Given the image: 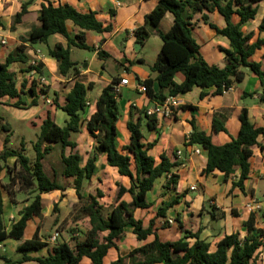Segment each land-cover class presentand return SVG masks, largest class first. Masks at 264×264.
<instances>
[{"label": "trees", "instance_id": "16d2710c", "mask_svg": "<svg viewBox=\"0 0 264 264\" xmlns=\"http://www.w3.org/2000/svg\"><path fill=\"white\" fill-rule=\"evenodd\" d=\"M34 0H27L21 5V10L13 16L11 31L22 22L23 17L28 13V7ZM264 0H157V5L144 18L143 26L133 31L135 44L143 47L144 43L152 34L161 40V48L156 61L148 66L155 78H148L137 83L143 84L146 88L145 95L155 103H163L168 97H178L193 90V88H215V95H223V88L234 87L242 83L246 72L255 75L260 85V103L264 104V67L260 63L251 60V57L259 50L264 42L257 39L253 43V34H245L242 27L255 19L258 12V5ZM216 11L225 20L226 26L222 29L209 23V27L218 35L225 37L229 42V49H223L224 67L208 65L201 56L200 46L195 41L192 31V20L194 15L200 14L203 22L208 23L207 14ZM170 13L173 16V24L170 29L163 32L160 29L164 16ZM207 13V14H206ZM95 12L81 14L70 5L53 7L51 4L42 5L37 13L39 27L33 28L27 37H20L22 42L14 53L6 57L4 63H0V101L3 98L16 99L12 105L18 109H27L26 104L21 100L20 94L24 93V85L20 90L16 87L14 73L9 70V65L14 62L26 63L27 47L24 45L47 44L49 38L54 35L62 37L66 45L55 44L48 48V57L57 63V74L63 79L69 76L77 77L78 64L71 60V49L77 48L85 51H96L94 46L86 44V32L91 31L97 34H111L114 30L112 22H101L97 20ZM233 16L238 17V22H233ZM70 21L79 31L71 37L67 30L66 23ZM0 27H3L0 22ZM259 31L264 30V22L259 26ZM99 60L109 56L99 51ZM140 63V62H139ZM142 64V62H141ZM30 71L33 68H30ZM44 65L39 64L36 72L44 74ZM182 74L184 80L176 84V74ZM119 77H114L109 86L105 87L95 106V111L85 120L83 115L88 106L87 93L91 84H84L76 78L65 96L64 103L60 105L57 94L54 95V103L57 109L67 116L65 126L56 125L50 118L43 121L40 132L33 144L35 158L31 161L25 154L24 148L19 150L8 147V137L3 141L0 152V175L6 169L9 171L8 181L2 184L0 180V242L6 239L19 241L16 251L22 254V258L16 264L33 261L37 264H79L83 258L91 261V264H104V258L112 248L116 249V242L123 239L125 229L130 227L133 235L138 241H145L153 236L152 242L132 250L127 256H118L109 264H261L258 262V251L263 247L264 231L257 228L256 217L251 214L243 223L245 235L233 233L224 236L215 244V250L211 245L202 241L198 236L186 234L183 239L176 241H162L154 228V221L144 226L141 219L134 217L137 209L146 210L153 206L148 201V195L154 190L158 180L163 179V196L175 191L179 183V175L176 171L180 165L171 162L165 154L159 156V162L150 154V151L157 145L158 138L153 142H144L141 132L142 122L149 131L158 134V121L154 116H147L146 110L140 111V116L134 120L132 108L129 111L125 123L129 134V143L121 150L117 147L118 129L117 123L120 118L118 98L113 94V87L120 82ZM154 82L158 89L154 90ZM48 86H39V83L32 80L28 89L31 98L29 107L37 105V100L47 96ZM258 93H245L252 97ZM194 110L192 106L183 105L175 108L178 110ZM174 118V116H173ZM240 129L237 137L230 142L221 144L217 139L220 132H226L222 123L213 120L212 132L210 135L199 131L192 123V132L186 139L185 147H200L207 152V162L201 175H212L215 172L223 174L224 181L233 177L239 170V176L232 184V189L237 188L244 193L245 184L250 176V159L253 157L252 148L259 146V139L264 142V127H254L249 121L246 109L239 115ZM85 129L93 139V146L88 159L83 164L82 157L77 153V144L71 141L72 134L79 133ZM3 124L0 116V131L6 133L9 129ZM59 145L61 149L62 169L60 177L63 183H59L56 174L50 177L44 171V159L52 151L53 145ZM69 149L70 153L66 154ZM100 155L105 156L106 164L115 168L120 177L129 181V187L121 183L116 184L115 198L109 208H105L99 201L104 198L103 193L97 189L95 194L84 195L85 183H88L96 173V162ZM15 160L14 166L8 167V159ZM72 189L76 198L81 204L73 219V227L68 230L69 239L66 240L62 234L61 224L56 217L53 225L57 226V233L60 238L48 250L46 257L33 258L29 253L38 252L47 247L46 240L38 236V229L30 240H23L24 232L28 221L41 217L42 196L54 192L60 193L59 201L65 198V192ZM231 189V190H232ZM9 196L11 202H15L17 193H28L34 195L31 202L23 207L18 213V220L8 230L2 222L3 203L1 192ZM125 194L131 197L130 202L122 198ZM264 196V193H263ZM178 203L176 197L168 206H159L156 211L157 217L166 218L169 208ZM52 212L58 213V203L53 205ZM212 220L216 218V208L210 206ZM236 217V214H233ZM224 218V213H220ZM264 221V215H263ZM178 229L182 225L176 218ZM83 225L85 232L77 227ZM167 220H164L160 229L168 228ZM102 234H105L102 236ZM192 237L194 242L190 245L186 239ZM4 264H12L7 258H0Z\"/></svg>", "mask_w": 264, "mask_h": 264}, {"label": "crops", "instance_id": "0c3cea01", "mask_svg": "<svg viewBox=\"0 0 264 264\" xmlns=\"http://www.w3.org/2000/svg\"><path fill=\"white\" fill-rule=\"evenodd\" d=\"M26 1L27 0H0V22L3 25V27H0V63H4L6 57L9 54L14 53L17 47L22 43L19 39L20 37L26 38L31 29L39 27L37 13L42 5L51 4L53 7L70 5L81 14L95 12L97 14V20L101 22H112L114 25V30L111 34H97L91 31L86 32V44L94 46L96 51L92 52L91 59L87 63L84 62L83 64H79L78 61H73L71 59L78 64L77 68L79 75L77 77H70L67 79L59 77L57 74L56 61L47 55V49L52 48L55 44L60 43L64 46L66 45V42L62 37L58 35L51 36L46 45L36 44L31 46L24 43L27 47L25 54L29 57L28 61L26 63H11L8 68L15 75L16 87L19 90L22 87V84L25 87L24 93L20 94V96L21 100L26 104V108L33 111L29 127L41 126L43 121L47 118H50L60 127L65 126L67 121V119L64 118L65 113L56 108L53 99L54 95L57 94L58 103L62 105L63 103H61V100L65 99V96L69 92L76 78L84 84L92 85L87 93L89 106L83 115L85 120H87L95 111L96 102L102 90L111 84L112 79L114 77H119L120 79L127 78L129 80V86L124 87L122 91L126 92L127 96L130 97L126 99L127 102L125 109H123L124 119L122 120L120 117L117 123V147L121 150L123 146H126L129 143V134L126 130L125 123L128 119L130 109L132 108V114L134 120H136L140 116V111L150 109L155 103L150 101L146 95L141 94L136 90V86L139 84L137 83L136 78L140 81L148 78H155V74L149 71L148 66H151L156 61L162 43L158 36L152 34L144 43L143 47H138L135 44L133 31L143 26L145 16L153 11L157 5V0H34V2L28 7V13L23 17L22 22L16 26L14 31H11L10 28L13 23V16L20 12L21 5ZM258 15L261 17L260 21L255 23V19ZM207 17L208 23H205L202 21L200 14L194 15L192 20V34L195 41L200 46L201 56L204 61L210 66L222 68L225 64L222 50L230 48L229 42L225 37L218 35L208 24L211 23L217 28L222 29L226 26V23L223 17L216 11L208 13ZM256 17L242 27L243 33L253 34L251 43L257 39L264 42V30L259 31L258 29L260 24L264 22V3L258 5ZM233 22H238L237 16H233ZM172 24L173 16L170 13H167L161 21L160 29L163 32H166L170 29ZM66 27L71 37H74L79 31V29L70 21H67ZM155 37L160 41L158 50L155 52H149L147 44L150 39ZM116 40H122L121 49H117L114 45ZM75 49L77 48L71 49V58L73 50ZM37 51H40L43 56L41 63L44 65L43 75L47 79L48 86V94L46 97L53 101V105H47L42 98H39L36 106L29 107L31 98L28 95V89L34 79V75L29 69V64L35 58V53ZM99 51L105 52L109 57L99 60L97 56ZM148 52L151 57L154 56V59L147 57ZM130 54L132 55L130 56ZM109 60H113L116 63V66H113L115 70L109 66ZM251 60L260 63L261 66L264 67V45L255 52L251 57ZM119 69L124 72L119 71ZM248 77L249 76L246 72L244 81ZM249 79L253 85L243 91H239L238 87L235 85L232 92L219 96L215 95L214 87L206 89L195 87L191 92L175 97L179 100L181 106L189 105L195 109H178L174 114V118L170 120H160L157 118L158 134L148 130V136L144 137V142L146 143L153 142L158 138L157 145L150 151V154L157 162H159V156L165 154L171 162H176L180 165L179 169L176 171L180 178L178 186L175 191L168 193L169 195L171 194L169 203H171L176 197H178V203L167 210L166 218L157 217L156 212H153V207L155 206L153 201L156 198L151 199V194L153 193L154 195V193H157L154 192L157 183L163 179L157 181L154 190L148 195V201L153 203V206L146 210L137 209L134 212V217L136 219H141L144 226H147L151 220L154 221V228L157 229V235L160 240L176 241L178 239H183L186 234L190 233L192 236L196 235L200 240L209 243L211 245V250L214 251L215 244L224 236L233 233H240L241 237L245 235L243 223L246 222L251 215L244 208L247 203L251 200H255L260 206L262 205V208L264 209V142L261 138L259 139L260 145L252 148L253 157L250 159V176L245 184L244 193L240 192L237 188L232 189L233 182H235L239 176V170H237L234 176L227 181H224L223 174L219 172H215L208 176L201 175V171L206 166L207 152L200 148V152L196 154L194 153V150L198 149V147L184 146L186 139L192 132V123L199 131L210 135L212 132L213 120L215 119L217 122L222 123L226 129V132H220L217 135L219 143L225 144L230 142L231 139H235L239 133V115L243 109L247 110L249 121L254 127H264V104L260 103L259 81L253 74H251ZM183 80L184 77L182 74H176L174 78L176 84H181ZM62 87L66 90L65 96L63 97L59 94V92L63 90ZM153 89H158L156 82H154ZM50 92L52 94H50ZM253 92L258 94L252 97L245 95V93ZM91 93L93 94L92 101H90ZM121 96L122 94H120L119 98ZM15 102L16 99L3 98L0 101V109L13 107L12 105ZM62 123L64 124L63 126L60 125ZM3 124H7L9 130L5 134L0 133V152L3 147L4 139L8 137L9 147L10 138L14 133L12 125L8 121H5L4 118ZM70 139L77 144L75 151L80 154L82 157V163L84 164L88 159L93 146L92 137L85 129V126H83L81 131L72 134ZM178 150L182 151L183 154V157L180 159L174 158L175 153ZM65 153L69 154L70 150L67 149ZM50 155L51 153L47 156L50 157ZM46 157L44 161L48 158ZM14 163L15 160L13 158L8 159L7 161V165L10 164L12 167L14 166ZM110 174L114 175V178H112L115 181L114 191L116 190L117 183H121L126 188L129 187L128 179L120 177L115 168L109 167L106 164V158L103 155L98 157L96 162V173L89 183H96L99 187L102 185L105 186L110 183L108 178ZM8 175L9 171L6 169L1 172L0 180L2 184L7 183L4 180L5 178L7 179ZM192 187H195V190H191ZM160 188V192H163L162 187ZM99 190L101 191V189ZM257 190H260L261 196L263 197V202L260 200L262 204L259 203L256 194ZM57 193L59 192H54L53 195L52 193L43 195L42 208L43 200L50 196H55L57 198ZM66 193L75 194L72 189H68L65 192V197ZM1 196L3 203L2 222L5 229L8 230L10 226L18 220V213L21 209L28 204H22V202L16 198L15 202H11L9 196L4 191L1 192ZM59 198L60 193L58 194V200L55 204L63 203L65 198L61 201H59ZM122 199L126 202L131 201V197L128 194H125ZM210 206L216 208V218L214 220H212L210 216ZM220 213H224V218H220ZM233 214H236V217H233ZM176 218L179 219L182 225L181 231L178 229ZM33 219L27 223L23 240L32 239L37 229L39 238L43 239L44 237V234H40L38 225L35 227L34 231L29 230L30 222L33 221ZM37 219L38 218L34 221ZM54 219L52 223L54 222ZM164 220H167L169 227L166 229H160ZM59 222L61 223L60 220ZM54 227L57 228V226ZM85 230L86 227L82 232H85ZM45 235L49 237V231L46 232ZM103 235L105 234H102V236ZM124 235L125 236L122 240L116 242V249L112 248L108 251L104 258V264H109L115 261L119 255L122 257L127 256L132 250L150 243L154 239L153 236H149L145 241H138L135 235H133L130 227L125 229ZM25 236H27L28 239ZM52 236L60 238L58 234ZM60 236H62V234H60ZM51 237L46 240V248L38 252L29 253V256L33 258L46 257L48 250L55 244L50 242ZM65 239L68 240L69 238ZM11 240L13 239H6L0 242V258L5 257L12 264H16L22 258V254L16 251L20 242L13 240L11 243ZM194 240L195 239L192 237L186 239L190 245ZM6 246H9L10 255H7L4 251ZM257 258L259 263L264 264V239L263 247L258 251ZM0 264H4L2 259H0ZM21 264L37 263L29 261ZM79 264H91V261L87 258H83ZM126 264H128V262H126Z\"/></svg>", "mask_w": 264, "mask_h": 264}, {"label": "rangeland", "instance_id": "374dc122", "mask_svg": "<svg viewBox=\"0 0 264 264\" xmlns=\"http://www.w3.org/2000/svg\"><path fill=\"white\" fill-rule=\"evenodd\" d=\"M260 16L258 15L255 19V23L260 21ZM121 41L122 40H116L114 42V45L116 46L117 49H121ZM159 39L157 37L150 39L148 42V46L147 49L150 52H155L158 50L159 47ZM48 50V49H47ZM149 52L147 54V57H149L150 59H154V56L151 57L149 55ZM132 54H130L131 56ZM92 56V52L91 51H83L80 49H75L73 50V54H72V60L73 61H78L79 64H83L84 62H89ZM152 61V60H151ZM116 63L113 60H109V66L112 67L115 70V66ZM114 66V67H113ZM111 68V69H112ZM119 71H122L121 69H119ZM248 74V78H246V80L242 83H238L236 84V86L238 87L239 91H243L245 89H247L248 87H252L253 83L250 81V76L251 73L247 72ZM71 76H69L68 78H70ZM67 85V84H65ZM69 85V84H68ZM65 87V86H64ZM61 90L59 92V94H61V96H65V92L66 90ZM50 94H52L50 92ZM122 96L118 99V107H119V111H120V117L123 120L124 116H123V109H125V105L127 102V98L130 96H127V93L124 91H121ZM135 98V97H134ZM90 101L93 100V94H90ZM61 103H64V99L61 100ZM87 111V109H86ZM0 115L5 119V121H8L11 125H12V130H13V135L10 138V144H9V148L11 149H15V150H19L21 149V147L24 148V154L31 160L33 161L35 158V152L33 150V144L36 141V138L39 135L40 132V126H36V127H29L30 126V120L32 118L33 115V111L30 109H18L15 107H7V108H1L0 109ZM64 118L67 119L66 114H64ZM61 123V122H59ZM61 126H63L64 124H60ZM141 132L143 133L144 137L148 136V129L145 125V121L142 122L141 125ZM0 133L5 134L4 132L0 131ZM91 152V151H90ZM51 155L50 157H46L47 159L44 161V171L50 176L52 177L54 174H56V178L57 181L59 183L62 184V179L60 177V171H61V167H62V162H61V158H60V146L59 145H53V150L50 152ZM1 163V162H0ZM8 167L12 168V165H7ZM109 180L110 183L107 185H102L101 187L98 186V184L96 183H85L84 185V189H83V193L84 195H88V194H92L94 195L96 192V189L99 188L101 189V191L104 193V198L100 199V203L103 204V206H105V208H109L110 205H112L114 198H115V193L116 191H114L115 189V181L114 179V175L110 174L109 175ZM5 182L8 181V178L4 180ZM163 181V180H162ZM159 181V183H157L156 185V189L154 192H157L156 194L153 193L151 194V199L156 198L153 202L155 204V206L153 207V212L157 211V207L159 205H163V206H168L169 202H170V198H171V194L169 195L168 193L163 196V193L160 192V187L163 185V182ZM261 190V189H260ZM260 190H257L256 194L257 197L259 199V203L262 204V200L263 197L261 196V192ZM54 193H52L53 195ZM58 194L57 193V198L55 196H50L47 197L43 200V211L41 214V217H39L36 221H34L36 218L33 219V221L30 222V228L29 230H33L35 229V227L38 225L39 226V232L40 234H44L45 235L46 232L49 231L50 235L49 237H51L52 235H57V228L53 226V219L57 216L58 219L61 221V228L62 229V237L63 238H69L68 235V230L73 227V217L76 215L79 207H80V203L77 200L75 194L73 193H66V197L63 201V203H58V213L54 214L52 212L53 209V205L55 204V202L58 200ZM34 195L28 194V193H17L16 195V199L21 201L22 204L27 203L29 204L32 200ZM257 199V198H256ZM257 199V200H258ZM260 200L262 202H260ZM264 207V206H263ZM256 215V222H257V228L262 229L264 231V221H263V215H264V209L262 208L261 205V211ZM79 231H83L85 229V227L83 225H79V227H77ZM70 231V230H69ZM28 232V231H27ZM26 234V233H25ZM125 236V235H124ZM27 238V236H25ZM28 239V238H27ZM30 239V237H29ZM13 242V240H11V243ZM13 250V249H12ZM4 251L6 252L7 255H10L9 252V246H6L4 248ZM18 254V253H17Z\"/></svg>", "mask_w": 264, "mask_h": 264}, {"label": "built area", "instance_id": "2783aa9c", "mask_svg": "<svg viewBox=\"0 0 264 264\" xmlns=\"http://www.w3.org/2000/svg\"><path fill=\"white\" fill-rule=\"evenodd\" d=\"M35 58L30 62L29 67L33 68V70L31 71L32 74L34 75V79L35 81H37L39 83V86H47V79L44 75H39L36 72V68H38L39 64H41V60L43 59V56L41 54L40 51H37L35 53ZM129 86V80L127 78H123L120 80V82L115 85L112 89L113 94L116 98H119L121 91L124 87H128ZM136 90L138 92H140L141 94L146 93V88L143 84H138L136 86ZM233 91V87H230L228 89L223 88V94H227ZM44 101L45 104L47 105H53V101L48 99L46 96L41 97ZM87 106H89V103H86ZM181 106V103L179 102L178 99L173 98V97H168L166 98V100L159 104V103H154L153 107H151L150 109L146 110V114L147 116H154L156 118H159L160 120H170L173 118L174 114H175V108H178ZM200 147H198V149L194 150V153L198 154ZM183 157L182 151L178 150L175 153L174 158L176 159H180ZM191 190H195V187H192ZM244 208L248 211V213L250 214H258L261 210V206L255 201V200H251L249 203H247ZM57 237L56 236H52L50 239L51 243H55L56 242Z\"/></svg>", "mask_w": 264, "mask_h": 264}]
</instances>
